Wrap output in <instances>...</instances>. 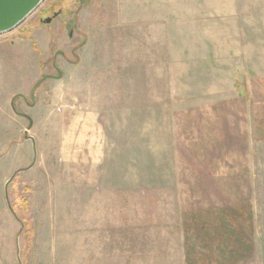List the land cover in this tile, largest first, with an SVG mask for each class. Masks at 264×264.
Instances as JSON below:
<instances>
[{"label": "rangeland", "instance_id": "374dc122", "mask_svg": "<svg viewBox=\"0 0 264 264\" xmlns=\"http://www.w3.org/2000/svg\"><path fill=\"white\" fill-rule=\"evenodd\" d=\"M234 207L223 248L264 264V0H44L0 34V264H215L201 214Z\"/></svg>", "mask_w": 264, "mask_h": 264}, {"label": "crops", "instance_id": "0c3cea01", "mask_svg": "<svg viewBox=\"0 0 264 264\" xmlns=\"http://www.w3.org/2000/svg\"><path fill=\"white\" fill-rule=\"evenodd\" d=\"M26 118L33 120V116L26 114ZM28 126V125H27ZM247 209V210H246ZM248 208L246 207H234V208H223L218 210L217 213L210 212V215L208 214L207 218L205 216H202L201 214V220L199 221L202 224V229H214L215 232H213L210 235V232L208 236L215 237V244H220L217 248L219 249L218 257H214L215 259L208 260V262H214L215 264H231L239 262V258L237 255H240L241 249L238 246V241L236 240L231 241L228 243L229 247L223 248L224 241L226 238H236L238 239V236L240 232L243 230V233L249 234L247 229H250L251 223H252V217L249 213L248 215ZM235 233V234H234ZM207 236V237H208ZM221 238V239H219ZM207 241V240H206ZM212 243V242H211ZM223 243V244H221ZM234 244V246H230ZM242 244H239L241 246ZM215 250V248H213ZM245 250V249H244ZM249 251L248 248H246V252ZM226 253L227 257L226 260L224 259L225 256H222V254ZM210 252H208L209 254ZM234 255V256H233ZM209 256V255H208ZM210 257V256H209ZM227 261V263L225 262ZM235 261V262H234Z\"/></svg>", "mask_w": 264, "mask_h": 264}, {"label": "water", "instance_id": "95a60500", "mask_svg": "<svg viewBox=\"0 0 264 264\" xmlns=\"http://www.w3.org/2000/svg\"><path fill=\"white\" fill-rule=\"evenodd\" d=\"M44 0H0V34L9 32L29 17ZM47 23L50 22L48 19Z\"/></svg>", "mask_w": 264, "mask_h": 264}, {"label": "flooded vegetation", "instance_id": "af4514ba", "mask_svg": "<svg viewBox=\"0 0 264 264\" xmlns=\"http://www.w3.org/2000/svg\"><path fill=\"white\" fill-rule=\"evenodd\" d=\"M58 13H54L55 16H57ZM44 19H40V22H43Z\"/></svg>", "mask_w": 264, "mask_h": 264}]
</instances>
